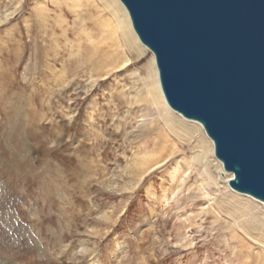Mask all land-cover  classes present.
<instances>
[{"label":"rangeland","instance_id":"rangeland-1","mask_svg":"<svg viewBox=\"0 0 264 264\" xmlns=\"http://www.w3.org/2000/svg\"><path fill=\"white\" fill-rule=\"evenodd\" d=\"M121 32L105 0H0V264H264V204L214 154L211 179ZM117 40L97 77L87 50Z\"/></svg>","mask_w":264,"mask_h":264},{"label":"water","instance_id":"water-1","mask_svg":"<svg viewBox=\"0 0 264 264\" xmlns=\"http://www.w3.org/2000/svg\"><path fill=\"white\" fill-rule=\"evenodd\" d=\"M164 98L200 122L231 189L264 204V0H119Z\"/></svg>","mask_w":264,"mask_h":264},{"label":"bare ground","instance_id":"bare-ground-1","mask_svg":"<svg viewBox=\"0 0 264 264\" xmlns=\"http://www.w3.org/2000/svg\"><path fill=\"white\" fill-rule=\"evenodd\" d=\"M105 1L111 7L112 12L116 15L117 25H119V27L123 30V32H121L122 40H120L122 44H120L119 46L121 48L122 47L125 48L126 54L132 52V48L130 47V45H134L139 50V53L141 51L144 52L145 49H147V48L139 41L136 33L134 32L130 17L128 15V12L126 11V9L122 5V3L119 0H105ZM92 19H94V18L92 17ZM114 31H115L114 29H111L110 34H113ZM118 44H119V41L117 42V46H116V43L114 42L113 44H111V46L108 45L107 47H101V48H99L100 46L96 47V45H93V46H91V48H89L87 50L86 56L84 59V63H86V65L88 64V65L93 67V70H95L97 72V74H96L97 77L106 76L108 71H104V70H106L105 67L107 65L108 66L110 65L112 67V69L116 68L117 65H115V62H114L115 59L114 58L118 54V47H119ZM127 64H128V60H126L123 63V65H127ZM149 66L151 67V72H152L151 84L154 86V89L156 90L157 97L161 101L162 108L165 112V115L168 117V119L170 121L179 122L181 124V126L183 127V129H185L188 132L192 131L194 133L195 132L200 133L199 136H200L201 140L205 143L204 144L205 146L203 148L202 155H200L201 160H199V162L202 163V165H204V167L206 168V171L208 172L211 179L215 181L216 177L214 176L212 171L209 168H207L210 166V160L208 159V155H211V156L213 154L215 155L213 141L207 136V134L205 133V130H204V128L200 122L198 123V121H196V120L187 119V118L183 117L178 112L177 113L180 114L181 116L178 117L175 115L176 111L173 109H172L173 110L172 111L170 109V107L167 104V102L164 98V95L162 93V89H161L159 78H158V72H157V68H156V64H155V59H154L153 55L151 56ZM123 67H125V66H122V68ZM117 70H119V69H117ZM148 95L150 96V92H148ZM158 98H155V94L152 95V101H154V103L158 102V100H157ZM190 122L195 123V124H191ZM147 158H148V156H147ZM134 161L135 162L130 163L131 166L123 169V172L126 174V179L131 180V181L138 180L140 177V174H143L146 167H143L141 165L143 163H146L147 159H145L143 156L142 158L134 159ZM222 165H223L222 162L219 160L218 161V167H217V171H218L219 175L220 176L229 175L230 173L228 174L227 172H225L224 169L222 168ZM120 175H121V173H120ZM230 176H232V174H230ZM228 180H229V177L226 179L225 182L228 183ZM104 183H105V179H104V177H102L101 180L99 181V184L103 185ZM116 184H117V181H116ZM231 190L233 191V189H231ZM234 192H235V190H234ZM236 193H238V192H236ZM247 196H249V195H247ZM249 197L251 199H253L254 201H258V202L262 203L261 201L255 199V198H252L251 196H249Z\"/></svg>","mask_w":264,"mask_h":264}]
</instances>
